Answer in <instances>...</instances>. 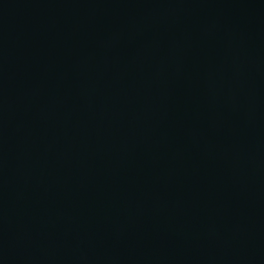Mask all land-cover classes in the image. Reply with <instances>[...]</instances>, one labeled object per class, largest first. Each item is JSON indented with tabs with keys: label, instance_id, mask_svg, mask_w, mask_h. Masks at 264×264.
<instances>
[{
	"label": "water",
	"instance_id": "1",
	"mask_svg": "<svg viewBox=\"0 0 264 264\" xmlns=\"http://www.w3.org/2000/svg\"><path fill=\"white\" fill-rule=\"evenodd\" d=\"M0 264H264V0H0Z\"/></svg>",
	"mask_w": 264,
	"mask_h": 264
}]
</instances>
